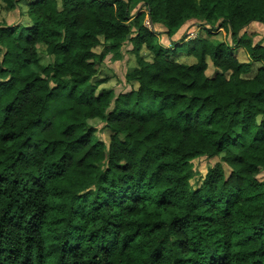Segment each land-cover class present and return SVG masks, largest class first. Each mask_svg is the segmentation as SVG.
<instances>
[{"label": "trees", "instance_id": "trees-1", "mask_svg": "<svg viewBox=\"0 0 264 264\" xmlns=\"http://www.w3.org/2000/svg\"><path fill=\"white\" fill-rule=\"evenodd\" d=\"M25 4L0 28V264H264V41L241 34L264 25V0ZM188 22L196 37L160 42L157 26ZM126 42L136 64L116 95L99 66ZM203 157L230 170L193 186Z\"/></svg>", "mask_w": 264, "mask_h": 264}, {"label": "rangeland", "instance_id": "rangeland-1", "mask_svg": "<svg viewBox=\"0 0 264 264\" xmlns=\"http://www.w3.org/2000/svg\"><path fill=\"white\" fill-rule=\"evenodd\" d=\"M29 0H23L22 2L19 3L18 8L12 11H6L4 10V6L2 3H0V28L2 25L7 24L9 26H14L18 25L20 23H25L27 20V14H26V4ZM140 6H137V8L134 9V11H143L145 10L144 8ZM136 11V12H137ZM148 23V20H146L145 24L149 27L150 23ZM158 31L160 32L159 34V40L160 42L166 46L170 47L172 41H179L182 38H186V40L190 38H194L197 36L200 30V26L197 25V22H188L186 23L182 29H180L172 38H170L166 33H165V28H161L157 26ZM246 34L247 38L252 40L253 43H257L259 41H264V25L258 24V23H253L251 24L246 32H242L241 34ZM209 38L214 39V40H223L234 47V54H236L237 58L240 61L247 62L250 60L247 52L243 47H238L234 45V42L232 40V36L228 31L224 29H218L214 30L213 34L209 36ZM238 47V48H237ZM98 52L102 51V48L99 47L97 49ZM132 51V44L130 42H126L125 45L122 48V53L121 56H115L113 54H109L105 57L103 63L99 66V77L98 79H105L106 82L100 85V88H111L115 91L116 95L129 91L131 89L129 83L127 82L126 75L129 69H132L133 66L136 64V58L135 55L131 52ZM142 54L144 56H148L150 53L147 50V48L143 47L142 49ZM178 61H185L188 63L194 62V58L189 55L181 54L180 56L176 57ZM39 60L40 64L45 66L49 64L50 62L53 61L52 56H47L43 51L40 52L39 54ZM208 64L209 67L207 69V75L213 76L216 73V68L213 66V63L211 62L210 59H208ZM260 66V63L254 64L253 69L251 72V76L255 73L256 69ZM32 70H39L37 66H32ZM90 123H93L94 125L98 126V133L97 135L100 136L102 139H108L110 138L111 131L103 128V124H101L99 121H90ZM221 162V157H214V158H199L193 161V166L194 170L196 172L195 178L191 181L193 186H196L197 183L205 177L207 174L209 168L213 167L217 163ZM223 163V166L227 172H229V167L227 166L226 163ZM260 178L264 179V173H260L259 176Z\"/></svg>", "mask_w": 264, "mask_h": 264}, {"label": "built area", "instance_id": "built-area-1", "mask_svg": "<svg viewBox=\"0 0 264 264\" xmlns=\"http://www.w3.org/2000/svg\"><path fill=\"white\" fill-rule=\"evenodd\" d=\"M150 22H149V20H148V23L147 24H149ZM151 26V25H150Z\"/></svg>", "mask_w": 264, "mask_h": 264}]
</instances>
